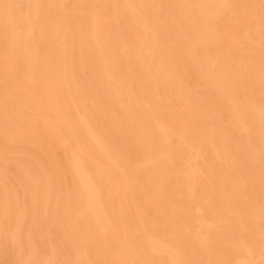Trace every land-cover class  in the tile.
Segmentation results:
<instances>
[{
    "label": "bare ground",
    "instance_id": "bare-ground-1",
    "mask_svg": "<svg viewBox=\"0 0 264 264\" xmlns=\"http://www.w3.org/2000/svg\"><path fill=\"white\" fill-rule=\"evenodd\" d=\"M36 208L65 248L37 252ZM0 239L19 264H264V0H0Z\"/></svg>",
    "mask_w": 264,
    "mask_h": 264
},
{
    "label": "rangeland",
    "instance_id": "rangeland-1",
    "mask_svg": "<svg viewBox=\"0 0 264 264\" xmlns=\"http://www.w3.org/2000/svg\"><path fill=\"white\" fill-rule=\"evenodd\" d=\"M76 49V47L74 48ZM189 74L191 75V68L189 65L185 62L184 64V75ZM199 80L195 78L194 76L188 77L185 80V83L190 87L193 85H198L199 91L203 94V96L208 97V92L206 91V88L203 87L201 82H198ZM124 138V143L128 144V138ZM34 145L32 143H22V142H12L11 147L13 151H18L21 149L27 150V147H33ZM128 153L133 156L135 154V149L134 147H129L127 149ZM56 152V159H60L62 163H64L63 159V154L61 150L55 149ZM21 157L12 154L9 157L5 158L6 164L9 166H12L15 160H19ZM41 162L45 166L50 165V160H52L51 157L47 156H40ZM27 162H31V160L27 157ZM32 164V163H29ZM113 179L116 181H123L122 176L120 173L114 174ZM129 179L135 183L136 175H129ZM65 181L67 184H70L72 182V178L68 172L65 173ZM126 189L122 188L120 190V199L118 201L120 207H121V212L125 215V221H120L117 218H115V225L118 227V233L120 234H129L131 235L134 239L135 242L137 243L138 237L140 236V233L138 232L137 229V222L136 219L133 215V205H134V200L130 202L127 198L126 195ZM136 193V201L138 204V198H137V192ZM40 213L39 209H35V217L32 220V222H29L27 219L29 217H26L24 220V227H31L32 230L34 231V236H33V242L37 248V252H45L47 244L50 242L58 247L65 248V242L64 240L59 237L54 230L53 227V222H52V211H49V214L47 216H43ZM48 229L50 234L49 237H45L43 234H45V231ZM0 242L5 246L3 249L0 246V264H19L22 260L25 259L26 255H28L27 250H24L23 253L19 256L15 252H13L12 249L9 247V241L8 240H1ZM69 254V252L67 253Z\"/></svg>",
    "mask_w": 264,
    "mask_h": 264
}]
</instances>
